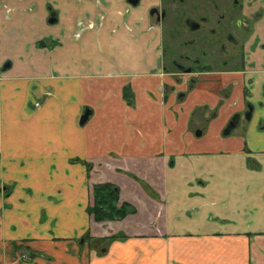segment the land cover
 I'll use <instances>...</instances> for the list:
<instances>
[{
  "label": "crops",
  "instance_id": "1",
  "mask_svg": "<svg viewBox=\"0 0 264 264\" xmlns=\"http://www.w3.org/2000/svg\"><path fill=\"white\" fill-rule=\"evenodd\" d=\"M157 4L0 0V264H264V135L222 136L264 118V65L187 85L159 64ZM154 32L155 55L121 51ZM105 183L134 214L95 222Z\"/></svg>",
  "mask_w": 264,
  "mask_h": 264
},
{
  "label": "flooded vegetation",
  "instance_id": "2",
  "mask_svg": "<svg viewBox=\"0 0 264 264\" xmlns=\"http://www.w3.org/2000/svg\"><path fill=\"white\" fill-rule=\"evenodd\" d=\"M148 14L169 33L161 47L162 68L178 79L192 77L185 79L189 86L206 74L244 75L264 65V0H158ZM250 113L248 105V118ZM236 116L239 121L238 114L231 120ZM21 251L29 262L23 246L18 247L19 261Z\"/></svg>",
  "mask_w": 264,
  "mask_h": 264
},
{
  "label": "rangeland",
  "instance_id": "3",
  "mask_svg": "<svg viewBox=\"0 0 264 264\" xmlns=\"http://www.w3.org/2000/svg\"><path fill=\"white\" fill-rule=\"evenodd\" d=\"M89 24H91V23H89ZM80 25L84 27V25H82V24H80ZM88 25L86 26L87 28H88ZM81 26H79V27H81ZM165 27L166 26L163 25V28L161 27V31H160L162 51L164 50L165 45H167L166 42H167V39L169 36V33L166 31ZM88 29H90V28H88ZM154 34H155V32H154ZM155 38H156V34L154 36L153 33H152V35L147 33L143 36L136 37L132 40L133 42L135 41L134 44L130 43L129 45H126V47H128L129 49H121V51L127 52V53H129L130 56L132 54L133 56H136V57L139 54H142L144 51L147 52V54H149V55H152V54L155 55L156 47H157V45L155 43V41H156ZM113 48H114V54H116V51H115V50H117L116 45H114ZM83 52H84L86 58H92V57H94L95 50L93 49L92 46H90V47L84 49ZM160 55H162V52H160ZM137 64H139V62L137 63V61H132L130 64L125 66V69L128 71L135 70L138 67ZM159 64H160V66L163 64V58L161 56L159 58ZM184 78L187 79V81H188L189 78H192V77L179 76L180 81ZM200 110L201 109H195L194 110V113L196 114V116H194V117L192 116L190 119V122H189V128H190V131L193 134V136L199 130L204 131L203 127L207 123L206 122L207 120L202 118V114H200V112H199ZM247 114H248V112H245L242 114L240 125L233 130L231 135L232 136H242L244 134L250 135V134H253V132H256L257 130L259 131L257 136H261V134L264 135V118L261 117V120H258V121H257V118H253L250 120V118L247 117ZM257 122L259 123L258 127L256 125ZM252 128L254 129V131L252 130ZM256 146L260 147V144L258 143Z\"/></svg>",
  "mask_w": 264,
  "mask_h": 264
},
{
  "label": "trees",
  "instance_id": "4",
  "mask_svg": "<svg viewBox=\"0 0 264 264\" xmlns=\"http://www.w3.org/2000/svg\"><path fill=\"white\" fill-rule=\"evenodd\" d=\"M90 170V167L88 168ZM145 186V185H144ZM147 190V187L145 186ZM95 222L120 221L135 213L127 203H120L119 190L112 184H97L92 187V205L87 209Z\"/></svg>",
  "mask_w": 264,
  "mask_h": 264
},
{
  "label": "water",
  "instance_id": "5",
  "mask_svg": "<svg viewBox=\"0 0 264 264\" xmlns=\"http://www.w3.org/2000/svg\"><path fill=\"white\" fill-rule=\"evenodd\" d=\"M135 1H137V0H135ZM181 97H182V96H181ZM181 97H180V98H181ZM87 117H88V112L82 116V118H81V120H80V125H83V124L86 122ZM238 118H239V117L236 116V117H234V118L229 122L228 126L225 128V130H224L223 133H222V135H223L224 137L229 136L230 133L232 132V130L236 127V124H237V122H238ZM195 136H196V137H200V136H201V132H200V131H197V132L195 133Z\"/></svg>",
  "mask_w": 264,
  "mask_h": 264
},
{
  "label": "built area",
  "instance_id": "6",
  "mask_svg": "<svg viewBox=\"0 0 264 264\" xmlns=\"http://www.w3.org/2000/svg\"><path fill=\"white\" fill-rule=\"evenodd\" d=\"M83 28H84L83 26L80 27V29H83ZM88 28L92 29L93 28V25L92 24H89L88 25ZM20 255H21L20 256V260H22L23 262L27 261L28 257L25 256L22 251L20 252Z\"/></svg>",
  "mask_w": 264,
  "mask_h": 264
}]
</instances>
